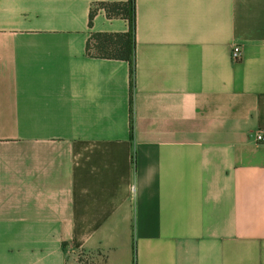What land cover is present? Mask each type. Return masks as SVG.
<instances>
[{
	"label": "crops",
	"instance_id": "crops-1",
	"mask_svg": "<svg viewBox=\"0 0 264 264\" xmlns=\"http://www.w3.org/2000/svg\"><path fill=\"white\" fill-rule=\"evenodd\" d=\"M125 1L0 0V264H264V0Z\"/></svg>",
	"mask_w": 264,
	"mask_h": 264
},
{
	"label": "trees",
	"instance_id": "trees-1",
	"mask_svg": "<svg viewBox=\"0 0 264 264\" xmlns=\"http://www.w3.org/2000/svg\"><path fill=\"white\" fill-rule=\"evenodd\" d=\"M107 15H121L128 19V29L125 32H90L84 44V50L97 57L118 58L130 60L133 49V8L132 0L125 2H98ZM94 8L88 11L87 24L90 25Z\"/></svg>",
	"mask_w": 264,
	"mask_h": 264
},
{
	"label": "built area",
	"instance_id": "built-area-1",
	"mask_svg": "<svg viewBox=\"0 0 264 264\" xmlns=\"http://www.w3.org/2000/svg\"><path fill=\"white\" fill-rule=\"evenodd\" d=\"M229 56L232 60H238L241 56L240 46L237 44H232L229 49ZM254 140L263 142L264 141V132L256 130L253 134Z\"/></svg>",
	"mask_w": 264,
	"mask_h": 264
}]
</instances>
